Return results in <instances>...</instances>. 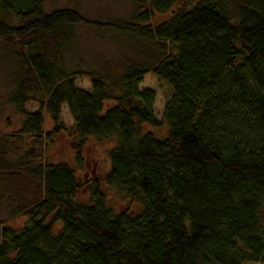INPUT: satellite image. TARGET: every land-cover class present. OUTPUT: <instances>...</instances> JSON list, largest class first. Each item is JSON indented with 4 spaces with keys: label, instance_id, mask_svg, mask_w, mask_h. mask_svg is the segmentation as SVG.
Listing matches in <instances>:
<instances>
[{
    "label": "trees",
    "instance_id": "1",
    "mask_svg": "<svg viewBox=\"0 0 264 264\" xmlns=\"http://www.w3.org/2000/svg\"><path fill=\"white\" fill-rule=\"evenodd\" d=\"M43 4L0 0V38L18 49L10 102L23 118L18 135L32 138L14 163L16 134L0 139V206L23 220L0 223V264L264 262V0H136L130 20L105 23ZM156 14L170 18L155 24ZM79 25L137 41L119 82L107 70L65 68ZM148 74L171 89L162 121L155 93L140 88ZM106 102L114 105L104 112ZM163 125L164 138L148 130ZM62 132L78 137L76 168L38 160ZM89 139L116 145L82 183ZM104 187L128 208L110 206Z\"/></svg>",
    "mask_w": 264,
    "mask_h": 264
},
{
    "label": "rangeland",
    "instance_id": "2",
    "mask_svg": "<svg viewBox=\"0 0 264 264\" xmlns=\"http://www.w3.org/2000/svg\"><path fill=\"white\" fill-rule=\"evenodd\" d=\"M185 1V0H180ZM43 8L45 12H52L59 9H75L84 18L92 22H108L112 20H130L136 9V0H44ZM170 18V14L154 17V23L160 24ZM9 22H14L9 20ZM76 38L74 51L65 55V68L70 71L81 69L88 72H107L113 76L114 82H119L121 74L130 65L136 63L137 41L120 32L104 29L98 30L94 26L79 25L75 28ZM18 51L17 47L7 45L0 38V139L16 134L15 139L10 138L12 148L8 152V160L17 162L24 157L28 151V145L32 142L31 137L18 135L23 118L17 113L10 99L18 87L19 68L15 63L14 56ZM76 86L85 90L91 89V82L86 78H78ZM141 90H152L155 93L154 111L158 120L162 121L165 105L171 95L170 87L152 74L142 78ZM40 98V97H37ZM113 102L105 103L106 112L112 108ZM39 109L36 101H31L27 105V110L34 113ZM46 125L44 132L53 130V122L49 115H46ZM62 122L65 127L70 128L73 119L68 106L63 105ZM155 136L164 138L166 134L165 126L158 129L149 128ZM78 141V137H73L69 132H62L55 135L48 141L43 152H39V161L49 160L54 163H67L76 168V151L71 148V144ZM116 145V139L97 141L87 140L84 149V177L82 183L90 180L100 170V160L106 152ZM78 174H81L78 172ZM88 188L80 191V198L88 195ZM109 205L116 211L128 208L127 200L112 189L104 187ZM0 223L19 227L23 224L21 217H11L6 211V206H0ZM59 226V225H58ZM57 229V227H56ZM264 264V262L257 263Z\"/></svg>",
    "mask_w": 264,
    "mask_h": 264
}]
</instances>
